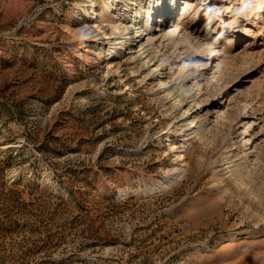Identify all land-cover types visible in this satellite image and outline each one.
<instances>
[{"label":"rangeland","instance_id":"obj_1","mask_svg":"<svg viewBox=\"0 0 264 264\" xmlns=\"http://www.w3.org/2000/svg\"><path fill=\"white\" fill-rule=\"evenodd\" d=\"M135 2L0 0V264H264V2L168 0L165 87L117 43L137 5L157 24ZM177 11L231 53L201 68L215 41Z\"/></svg>","mask_w":264,"mask_h":264},{"label":"bare ground","instance_id":"obj_2","mask_svg":"<svg viewBox=\"0 0 264 264\" xmlns=\"http://www.w3.org/2000/svg\"><path fill=\"white\" fill-rule=\"evenodd\" d=\"M139 0H136V5L138 3ZM156 3V7L158 8V15H157V24L155 27L153 28H144V30H142L140 26H138L140 24V19H139V5H137L136 7H133L131 9V15H129L128 17V24L126 25V30L127 35L125 38H123L121 41L117 42V43H126L127 47L128 44H134L136 47L135 49V53L138 52L140 53V55L145 54V57H148L147 62L150 66H154L152 67V72L150 76H154L155 78H157L159 80V82L161 83L162 86H168L169 85V81L167 82L165 77L168 76V62L165 61L163 63H159L156 65V61H153V57L151 58V56L149 55L150 52L147 53L148 50H150L149 48L151 47L152 44L156 43V39H161L164 36L167 37L164 34V30L167 32L168 36L170 38L174 37L175 35V31L174 29H168V22H170L171 16H172V10L169 11L170 6H169V2L168 0H161V5H159L158 0H154ZM209 1H214V0H209ZM216 1V0H215ZM226 1V0H225ZM262 2H264V0H261ZM188 7V6H187ZM187 7H185L184 9H187ZM215 8L217 9L218 7L214 6L211 8L212 11H215ZM156 10H154L153 12H150V14H154ZM178 12V11H177ZM182 12H178V15L176 16L178 18V28L181 27V31L187 29L186 32H188V34H192V30L197 31V33H201V35L198 34V41H199V45L201 47V51H206V45H208V42L214 40L215 44H213L212 48H211V54L212 56L210 57V53L207 52V55H204L202 57L205 56L207 61H204L203 63H201V68H204L206 70H209L212 68V66H214V60H220L221 57H223L226 54L231 53V49L228 48L227 43H223L220 44L219 40L217 38L214 39L212 32H204L200 31V28H196L197 24H193L191 23L189 28V24H187V22L185 20H181V14ZM159 16V18H158ZM175 17V18H176ZM220 22H223L222 18H220L219 20ZM82 22L77 21L74 23V28L73 30L76 33H80L81 37H82V47L84 49V54L89 57V59H93V55L94 53L104 47V45L106 44V36H99L97 38H93V36L95 35L94 33L97 32V29H94L91 26L89 27H83L81 26ZM121 25H118V30L120 28ZM153 26V25H152ZM169 30V31H168ZM120 31V30H119ZM104 33H108V26L105 29ZM123 33V31L121 30V34ZM159 33V34H158ZM203 33V34H202ZM156 34L158 35L156 37ZM193 37V35H192ZM118 37L115 35L113 37V39H117ZM196 38V37H195ZM129 39V40H128ZM167 39V38H166ZM188 43V42H187ZM143 44H146V46H143ZM187 45V44H186ZM122 47V46H121ZM185 47V46H183ZM188 47V46H187ZM187 54L185 56H182L183 58L181 59V61L183 62L184 60L187 59H191L194 57H200V56H196V55H192V53H190V50H186ZM107 59H111L110 62H112V64L115 62L116 59H118L120 57V52L118 51V46L115 47H110L107 48ZM156 60V59H155ZM219 63V62H218ZM217 65L215 64V67H220L221 71L224 70L225 68V64L222 61L221 63H219ZM165 65V67L163 66ZM198 76L200 77V75L198 74ZM204 77H201V79ZM200 108V106L195 109V110H191L193 109V107L190 110H187L186 113L189 114V116L191 117L194 112H196L198 109ZM185 112V111H184ZM191 126H188V128H193L195 126H197V123H195V119L194 118H189V122ZM188 125V124H187ZM174 141V140H173ZM172 145V149L175 150L177 149L179 146L175 145V144H171ZM252 148V147H251ZM235 164V163H234ZM230 165V164H229ZM232 165V164H231ZM171 183V182H170ZM173 184V183H172ZM164 185H168L171 186V184H164Z\"/></svg>","mask_w":264,"mask_h":264}]
</instances>
